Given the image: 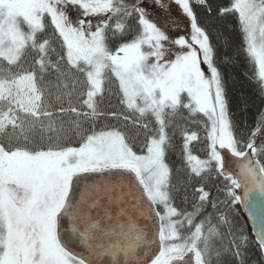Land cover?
Instances as JSON below:
<instances>
[{
	"label": "snow or ice",
	"instance_id": "1",
	"mask_svg": "<svg viewBox=\"0 0 264 264\" xmlns=\"http://www.w3.org/2000/svg\"><path fill=\"white\" fill-rule=\"evenodd\" d=\"M241 57L264 0H0V264H264Z\"/></svg>",
	"mask_w": 264,
	"mask_h": 264
},
{
	"label": "trees",
	"instance_id": "2",
	"mask_svg": "<svg viewBox=\"0 0 264 264\" xmlns=\"http://www.w3.org/2000/svg\"><path fill=\"white\" fill-rule=\"evenodd\" d=\"M226 2V0H225ZM226 23H231V25L233 27H235L236 21L235 19L229 17V21H227ZM232 38L234 40V42L236 44H239L240 42V37L238 32L233 31L231 33ZM213 42L215 43V37H213ZM221 51H223V46H220ZM231 51V50H230ZM247 65L244 62L243 57L240 58V62L238 64L237 67L232 69V72L234 73L236 80L235 82L230 85V98L232 99V110L233 112L236 113V119L240 120L241 117L245 118L248 122V124L251 126L254 124V121L256 119V114L257 112L264 108V101H262L259 93H258V89H257V85L252 82L249 81L247 78H245V76L243 75V72L246 70ZM241 93H243V95L248 99L249 101V107L246 113H241L239 111V108L237 106V101L241 95ZM137 150H139L137 148ZM172 160L175 159V157H171ZM236 210L238 212V219L239 222L242 225L246 226V230L249 234V236L251 237V230L250 227L247 223V221L245 220L240 205H236Z\"/></svg>",
	"mask_w": 264,
	"mask_h": 264
},
{
	"label": "water",
	"instance_id": "3",
	"mask_svg": "<svg viewBox=\"0 0 264 264\" xmlns=\"http://www.w3.org/2000/svg\"><path fill=\"white\" fill-rule=\"evenodd\" d=\"M240 208H241V211H242V214H243L245 220L247 221V223H248V225H249V227H250L251 234H252L253 224H252L251 221L248 220V218H247V213L244 211V209H243V207H242L241 205H240ZM255 227L257 228V230L259 229V225H258V224H257Z\"/></svg>",
	"mask_w": 264,
	"mask_h": 264
}]
</instances>
